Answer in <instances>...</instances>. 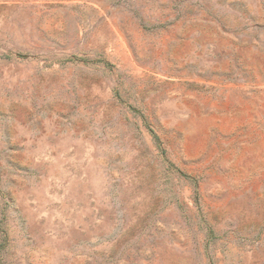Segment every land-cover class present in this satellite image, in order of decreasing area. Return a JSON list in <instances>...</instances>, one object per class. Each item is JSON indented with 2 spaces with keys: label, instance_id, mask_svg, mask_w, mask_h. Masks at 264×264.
Masks as SVG:
<instances>
[{
  "label": "rangeland",
  "instance_id": "1",
  "mask_svg": "<svg viewBox=\"0 0 264 264\" xmlns=\"http://www.w3.org/2000/svg\"><path fill=\"white\" fill-rule=\"evenodd\" d=\"M0 264H264V0H0Z\"/></svg>",
  "mask_w": 264,
  "mask_h": 264
}]
</instances>
